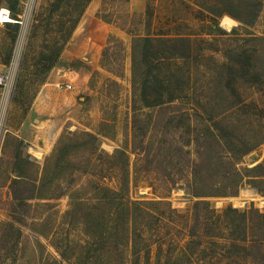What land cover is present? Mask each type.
I'll return each instance as SVG.
<instances>
[{
	"label": "rangeland",
	"instance_id": "rangeland-1",
	"mask_svg": "<svg viewBox=\"0 0 264 264\" xmlns=\"http://www.w3.org/2000/svg\"><path fill=\"white\" fill-rule=\"evenodd\" d=\"M27 1V9H31L32 12L28 14L29 18L23 24L18 23L19 30L14 41L11 40L14 32L12 26L0 22V74L5 76V85L0 86V170L2 169L0 174V223L13 222L20 228V234L17 237L12 231L0 229L2 236L0 238V264H41V258L48 259L52 264H55V260L63 264H74L77 263L75 257L79 253V247L74 242L83 244L88 237L79 225L68 226L64 222L63 213L70 208L67 196L69 190L74 186L84 184L87 177L71 176L62 182L61 194L58 197L43 200L47 202L44 205L37 204L36 200H30L28 201L30 205L25 206L13 198L11 189L3 181L4 170L9 167L8 161L12 157L11 148H2L6 134L10 133L23 140L24 152L40 166L43 165L45 157L53 148L52 146L51 150L40 158L35 156V154L39 156L40 153L33 152V148H37L41 143L36 136L37 132L46 129L47 124L58 117L53 111L47 116L48 118L44 117V119H49L44 123L34 121L36 112H31L34 98L30 100V96L35 91L37 93L42 78L44 82L47 81L50 71L43 75L39 72L40 67L35 66L34 63L40 55L53 53L57 44L63 42L68 26L76 18L79 10L72 6L69 9L66 5H62L49 17L50 2L54 0ZM100 1L101 14L115 22L120 23L125 14L131 15L132 21L129 26L133 29V33L150 37L182 35L194 39V47L189 53L182 46V42H174L173 46H170V43L163 41L149 48L146 59L149 64V78L140 96L144 103H154L159 99V92L166 89L163 80L171 70L180 68L184 71L197 72L193 62L194 59L201 60L203 54H212L215 60L225 59L224 54H227V47L234 45L230 32L234 26H243L247 23L245 26L249 31L255 35H264V0L258 13L253 11L254 7L250 6L254 0ZM6 6L7 1L0 0V9ZM23 7V4L19 2L16 18L21 15ZM86 7L79 16L71 36L63 43L58 59L53 65V67L60 68L56 71L57 80L50 85L55 102L53 106L57 104L69 106L71 102H75L78 108L73 119L58 124L56 129L59 135L64 131L78 133L83 130L98 133V124L102 118H110L114 114V137L107 138L98 135V152L112 153L114 148H122L123 140L126 138L130 170L133 171L134 163L138 169L142 167L136 175L131 171L128 192L124 197L125 201H146L140 205L141 210L137 212L133 223L132 241L139 254V264H164L167 258H169V264H263L262 261L252 260L254 254L258 256V259L262 258L261 253L264 251L262 244L256 242L258 250L256 253L254 251V254L231 245L237 244L249 248L253 240L251 237L246 241L233 238L223 214V209L228 206L237 208L239 211L253 206L264 212V195L260 194L257 188L244 183L233 196L197 197L187 188L184 179H177L173 184L171 179L166 177L162 167L160 171V166H153V163L147 164L145 159H138L139 157L137 158L131 152V34L121 29L116 33L117 35L111 33L120 38L124 44L123 76L118 79L117 84L107 82L106 79L112 77H107V73H99L97 70L91 73H87L88 70L81 71L90 75L86 83L83 75L76 72L78 68H73L71 61L63 60V55L73 40L79 39L82 47L90 42L87 39V36H90L88 29L93 27L95 18L94 13L89 18L84 15ZM139 13L140 16H135ZM10 14L14 16L12 12ZM223 16L233 19L231 26L225 27L221 24ZM215 23L222 29L213 31ZM237 34H245V32L241 30ZM172 51L177 52L178 55L170 57ZM187 53L189 57L183 59L178 57ZM89 56L83 51L79 59L74 60H80L81 67H86L88 65L85 61L87 62ZM199 73L202 74V68ZM65 82L73 84L71 90L59 88L58 84ZM25 88L28 91L27 95L23 93ZM240 88L243 95L248 94L249 89H245L244 85ZM227 94L232 95V92L229 90ZM144 108L147 110V107ZM52 126L55 128L54 125ZM188 148L192 151V146ZM83 156L84 154H80L77 159L81 160ZM103 159L102 166L108 161L106 158ZM263 159L264 146L259 145L244 155L238 165L251 167L262 162ZM104 172L97 170L92 178L116 189L117 179ZM201 199L208 200V204L199 203ZM93 203L94 200L90 199L89 204ZM101 209L107 210L105 207ZM47 213L52 216L49 226L50 223L53 225V233L49 238H44L33 230V227ZM130 237L131 235H128L126 241L122 243L117 235L114 238L117 245L111 247V252L116 257H123L128 264L132 256ZM51 242L61 248L69 245L67 249L70 254L69 261L61 258ZM147 250L149 251L148 257H146Z\"/></svg>",
	"mask_w": 264,
	"mask_h": 264
},
{
	"label": "trees",
	"instance_id": "trees-1",
	"mask_svg": "<svg viewBox=\"0 0 264 264\" xmlns=\"http://www.w3.org/2000/svg\"><path fill=\"white\" fill-rule=\"evenodd\" d=\"M6 1V7L14 15L12 18L18 19L15 16L20 0ZM90 1L50 2L49 17L62 5L79 10L68 26L63 42L57 44L53 53L40 55L34 63L40 67L41 74L44 75L53 67L63 43L71 36L79 16ZM250 6L258 13L263 0H254ZM95 15L131 34V152L138 159H145L147 164L153 163V166H160L159 169L162 167L173 184L177 179H184L187 188L197 197L233 196L244 183H249L264 195V159L251 167L238 165L244 155L259 145L264 146V35H255L249 31L245 26L247 23L234 26L230 31L234 45L227 47L225 59L215 60L212 54H203L201 60L194 59L193 65L197 72L180 68L171 70L163 80L166 89L159 92V99L154 103H144L140 96L149 78V64L146 60L149 48L163 41L170 43V46L174 42H182L189 53L194 47V39L182 35L150 37L133 33L129 26L132 21L129 14H125L120 23L102 15L100 8ZM135 16H140V13ZM5 24L12 26L14 32L11 40L14 41L19 30L18 23L6 21ZM221 29L216 23L212 28L213 31ZM241 30L245 34H237ZM188 53L178 57H189ZM170 55L173 57L178 53L172 51ZM123 58V41L114 34H109L100 52L99 66L120 78L124 70ZM70 64L73 68L82 65L80 60H73ZM201 68L202 74L199 73ZM106 80L117 84L112 78ZM41 82H44L43 78ZM242 85L249 89L248 94L243 95L240 88ZM229 90L232 95L227 94ZM27 92L25 88L23 93L27 95ZM35 95L36 91L30 96V100ZM114 133V114L110 118H102L98 124V133L88 130L78 133L64 131L58 136L42 166L24 152L23 140L10 133L4 137L2 148H11L12 157L8 161L9 167L4 170L3 181L11 189L13 198L24 206L30 205V200L44 205L47 202L43 200L58 197L62 182L71 176L87 177L84 184L69 190L67 196L70 208L63 213L64 222L68 226L79 225L88 237L83 244L74 242L79 247V253L75 257L77 263L74 264H128L123 257H116L111 252V247L117 245L114 240L117 235L122 243L131 235L129 240L132 256L129 264H139V254L132 241L133 223L137 212L141 210L140 205L146 201L124 200L132 171L126 151L128 140L125 138L122 148H114L112 153L98 152V135L113 138ZM189 146H192V151ZM80 154L84 156L78 160L77 156ZM103 158L108 160L104 166L101 165L104 163ZM140 169L134 163L132 173L136 175ZM97 170L116 178V189L92 178ZM90 199L94 200L92 205L89 204ZM199 203L208 204V200L201 199ZM101 207L107 210H102ZM223 214L233 238L246 241L251 237L253 240L250 250L246 246L231 244L232 246L253 254L258 250L256 242L264 246V212L253 206L242 211L228 206L223 209ZM51 219L52 216L47 213L36 222L33 230L44 238H49L53 233V225L50 223L49 226ZM2 228L14 232L15 237L20 234V228L13 222L0 223V229ZM52 245L63 260L69 261L68 244L65 248L56 246L54 242ZM146 253L148 257L149 251ZM261 254V259L254 254L252 260L262 261L264 264V251ZM168 259L164 264H169ZM40 263L52 264L48 259L42 258ZM54 263L63 264L57 260Z\"/></svg>",
	"mask_w": 264,
	"mask_h": 264
},
{
	"label": "crops",
	"instance_id": "crops-1",
	"mask_svg": "<svg viewBox=\"0 0 264 264\" xmlns=\"http://www.w3.org/2000/svg\"><path fill=\"white\" fill-rule=\"evenodd\" d=\"M100 5H101L100 0H95V1L91 0L85 10L84 15L87 16V18H89L93 13H94L93 17L95 18L93 27H90V29H88V35L90 36H87V39L90 40V42L85 43L87 44V46L82 47L81 46L82 44L79 43V39H75L71 42V46L67 49L65 55H63L64 57L63 60L65 61H73L74 59H79L83 51L90 55L87 59V62L85 61V64L88 66L86 67L79 66L78 69L76 70V72H80L83 75V79L85 80L86 83L88 82L87 80L90 77V75L88 76L84 72H81L85 70H88L87 73L89 72L91 73L93 72V70H97L99 73H107L108 74L107 77H112V79L116 81H118L119 79V77L114 76L110 72L100 67L98 63L100 52L106 43L107 36L111 33L116 34L118 33V31L119 32L121 31L119 28L114 27L110 23H106L95 16V13L99 9ZM58 69L60 68H57L56 66L50 69L47 77V81L41 84L31 104V112H36L34 121H38L39 123L41 122L44 123L45 120H49V119H44V117L48 118L47 116L51 115L53 111L58 116L49 124H47L48 127L46 129L39 130L36 134V136L39 138L38 140H40L41 143H39L37 148H33V151H35V153H40L41 154L40 157L46 155L51 150L54 142L56 141L59 135V131L56 129V126H58V124L60 123H63L65 120L73 119V115L78 109L77 106L75 105V102L74 103L71 102V105L69 106L63 104H57L56 106H53L55 102L53 100V91L50 85L54 84L55 80H57L56 71ZM52 125H54L55 128ZM35 156L40 158L36 154Z\"/></svg>",
	"mask_w": 264,
	"mask_h": 264
},
{
	"label": "built area",
	"instance_id": "built-area-1",
	"mask_svg": "<svg viewBox=\"0 0 264 264\" xmlns=\"http://www.w3.org/2000/svg\"><path fill=\"white\" fill-rule=\"evenodd\" d=\"M20 2L24 6L23 7V11H22L21 15H18V19L12 20V21L17 22L19 24H23V22L29 18L28 17V14L30 12H32V10L31 9H27L28 1L26 2V0L25 1L20 0ZM7 15H9L12 18V16H11L10 11H9L8 8H7ZM6 21H9V20H5L4 21V20H2L0 18V22H3L4 23ZM2 85H5V76L3 74H0V86H2ZM58 86H59V88H63L64 90H71L72 87H73V84L70 83V82H65V83H62V84L61 83L58 84Z\"/></svg>",
	"mask_w": 264,
	"mask_h": 264
},
{
	"label": "bare ground",
	"instance_id": "bare-ground-1",
	"mask_svg": "<svg viewBox=\"0 0 264 264\" xmlns=\"http://www.w3.org/2000/svg\"><path fill=\"white\" fill-rule=\"evenodd\" d=\"M0 18L2 19V20H9V21H12V20H14V19H12L9 15H7V8L6 7H2L1 9H0ZM232 23H233V19H231L230 17H228V16H223L222 18H221V24L223 25V26H225V27H229V26H231L232 25ZM235 24V23H234ZM33 152H35V151H33ZM41 155V154H40ZM40 155H39V157H40Z\"/></svg>",
	"mask_w": 264,
	"mask_h": 264
}]
</instances>
